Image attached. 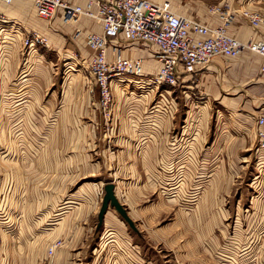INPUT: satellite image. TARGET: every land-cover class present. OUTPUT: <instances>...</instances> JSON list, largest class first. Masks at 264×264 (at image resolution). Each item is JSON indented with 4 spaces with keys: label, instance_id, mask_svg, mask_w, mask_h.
Wrapping results in <instances>:
<instances>
[{
    "label": "rangeland",
    "instance_id": "obj_1",
    "mask_svg": "<svg viewBox=\"0 0 264 264\" xmlns=\"http://www.w3.org/2000/svg\"><path fill=\"white\" fill-rule=\"evenodd\" d=\"M208 1L216 4L222 0ZM245 1L250 8H264V0ZM12 37L9 34L0 43L11 42ZM42 38L44 42H37L33 52L38 49L53 61L46 67L40 61L38 64L39 75L45 71L52 81L41 96L32 99L31 104L38 109L31 120L36 127L33 130L20 125L14 127L13 119L10 120L13 114L4 110L0 113V201L3 198L8 201L4 203L9 214L6 217L14 222L3 223L0 218V261L3 257V264H97L100 259L90 252L85 258L61 256L62 241L55 237L62 231L63 220L55 225L59 220L55 209L61 206L57 202L64 194L101 189L103 195L105 185L116 182L123 201L130 199L128 189L145 186L150 192L141 204L160 203L161 209L152 208L144 213L152 227L159 225L163 229L166 240L140 242L152 264H264V192L259 194V189L250 186L257 173L254 153L258 142L252 143L249 137L242 140L240 122L236 118L228 120L219 113L222 106L217 102L202 107L193 105L181 83L175 87L147 83L152 74L122 75L114 81L105 111L101 90L88 67L89 61L82 59L83 54L74 51L70 55H58L45 47L47 39ZM28 49L25 45L26 56ZM0 54L4 57V50ZM27 65L24 59L20 76ZM198 80L195 79L192 98L196 105H202L204 92L201 96L196 86ZM5 100L8 101L7 97ZM115 106L120 112V123L153 124L148 127L150 131H145L152 132L149 134L159 131L157 123L173 127L172 137L182 125L193 126L181 131V145L166 147V161L162 156L161 160L151 157L143 161L140 155L142 160L137 154L131 157L123 151L122 134H138L142 131L139 126L134 131H119L121 134L115 136L119 135L124 143L114 144L109 140L107 125L100 124L111 116ZM86 107L93 111L91 115L84 113ZM94 121L99 123L96 130L83 128L89 123L88 127L92 128ZM106 149L109 151L105 152ZM47 189H54L50 194L54 212L46 213L39 206L48 197ZM22 197L23 202L16 206L15 201ZM31 199L35 200V208L30 207ZM214 204L221 208L214 209ZM136 211L137 220L147 218L142 209ZM15 219L22 222L16 224ZM59 241L56 254L50 257L48 248ZM97 243H87L84 248L91 251ZM229 250L236 254L227 255ZM111 255L104 264L121 260Z\"/></svg>",
    "mask_w": 264,
    "mask_h": 264
},
{
    "label": "crops",
    "instance_id": "obj_2",
    "mask_svg": "<svg viewBox=\"0 0 264 264\" xmlns=\"http://www.w3.org/2000/svg\"><path fill=\"white\" fill-rule=\"evenodd\" d=\"M64 1L74 6L87 8V6L95 0ZM152 1L157 3H168L176 14L199 20L209 26L217 27L226 23L229 34L244 43L257 40L263 35L264 27H260L259 29L253 27L249 19L245 16V12H260L264 14V8L260 6L250 8L251 6L245 0H222L216 4H212L208 0ZM237 7L239 9L236 11L235 8ZM92 8L96 10V5ZM218 9H220V11ZM0 12L6 15L11 21L8 27L10 31L7 32V35H13L11 42L0 43V50H4V57L1 58L2 55L0 54V113H2L3 110L12 113L13 116L10 120L13 119L12 121L15 124L14 127L20 125V127L24 126L25 129L33 130L36 127V123L31 121L32 115L36 113L38 109L31 104L32 99L41 96L43 90L48 87L52 81V79L49 80L48 74H44L45 71L41 72L42 76L39 75L41 68L39 69L38 64L40 61V65L46 67L50 63H53V61H50V57L40 53L38 49L33 52V48L27 50L26 56V53L23 52V49H25L26 37L36 33L46 38L47 44L45 47L57 52L58 55L65 56L70 55V53L74 51H80L81 54H83L82 59L88 60L93 56L94 52L87 45L86 37L89 33H102L103 27L97 19L89 16H80L78 19H67L63 9H59L51 19L40 17L37 14L33 0H13L10 5L2 4L0 6ZM36 52L38 53L36 54ZM155 52L156 48L143 47L139 43L126 44L122 51L123 55L127 58L143 59V71L145 75H155L160 68V62ZM108 58H113L111 50H108ZM24 59L25 63L28 65L27 69L24 71L25 73L23 72L20 76L19 73ZM44 61L46 63H44ZM261 64L262 57L252 51H243L237 57H217L208 67L202 69L200 73L194 76L182 77L181 87L186 88L184 93H186L187 98L193 100V105L197 107H202L203 104L207 106L206 103L212 101L219 103L222 106V109L218 110L219 113L225 115V118L228 120L236 118L242 125L240 130L243 133L241 137L242 140L245 137H249L252 139V143H256L258 142L256 119L264 112V73L261 72ZM195 79H199L196 86L199 88V92L202 93L201 96H203L204 92V97L202 98L204 101L201 103L202 105H196L195 100L192 98V95H195L193 92V85L196 83ZM5 97H7L9 102L6 100L3 101ZM84 110V113H86V111L90 115L93 113L89 107H86ZM119 118L120 112L115 106L111 111V116L100 124L105 123L107 125V131H110L108 135L110 137L109 140L113 141L114 144L115 142L124 143L121 142L124 140L120 138L119 135L118 138L115 136V134H121L119 131H124V129H126V131H134V129L137 130L139 126V130L142 131L138 134H122L125 137V150L123 151L129 153L131 157H134L136 154V157L140 155L144 159L143 161H149L151 157L157 160L164 158L166 161V147L176 146L178 143L181 145L183 140L181 131L187 127L191 129V126H193L192 124L182 125L180 128L181 130L179 129V132L175 133L174 137H172L170 131L173 127H168L166 123H157L159 124V131L149 134L152 132L146 133L145 131H150L151 128L148 127L153 126V124H124L119 122ZM24 122H26L25 125ZM89 125L90 123L84 125L83 128L96 130L99 123L94 121L93 124H91L93 125L92 128L88 127ZM6 127H8V125L5 123L4 128ZM219 135V133L214 135L213 143ZM103 140H105L104 144L107 145L106 139ZM156 147H158V149ZM160 147H162V149H160ZM174 149L176 150V148ZM108 151L107 149L105 150V152ZM259 157L260 155H258L256 150L254 153V160L257 173L252 179V184L250 186L252 189H259V194H261L264 192V190H260L264 189V171L260 170L264 169L258 165ZM132 161H134V159ZM132 165L131 163V166ZM114 184L116 195L122 204L125 203L128 215L134 221L137 231L131 228L128 222L112 207L106 212L104 223L98 229V215L104 196V193L102 195L100 192L101 189H83L77 195L64 194L60 201L57 202V204L61 206L55 209L56 213L59 214L57 216L59 220L55 222V225L63 220V225L61 227L62 231L55 237V239L62 241V246L60 247L62 250V257L65 259L75 257L85 258L90 252L91 256L100 259L97 261V264H104L109 254H112L111 257L113 256V258L115 256L120 257L119 259L121 260L119 262L117 261L118 264H152L151 260L147 258L149 257L148 253L146 256L140 242L145 243L146 241L150 243L153 240L155 243H160L166 240L163 229H161L159 225L152 227L150 218L144 213L146 210H151L152 208L161 209L160 203L141 204V201H144L146 195H149L150 192V189H145V186L140 187V189H128L130 199L127 202L123 201V199L120 198L122 196H120V189H118L116 182ZM45 193L48 197L45 202L42 201L39 206L43 210H46V213L49 211L54 212L53 196L50 195L54 193V189H47ZM6 194L7 191H5V195ZM23 198L24 197L15 201L16 206H19V204L23 202ZM4 203H8V201L3 198V200L1 199L0 201V210L8 216L7 207ZM30 203V207L35 208V200L31 199ZM37 203L36 201V204ZM51 204L52 210L50 209ZM254 204H256V202H254ZM239 205L241 206V202ZM164 206L166 207V205ZM213 206L214 209L221 208L218 204H214ZM141 209L143 211V216L147 218L137 220L134 214H136V210ZM148 218L149 220L147 223L146 219ZM7 219L10 224L14 223L11 222V218L6 217V220ZM18 221L22 222V219H15L16 224ZM56 228L55 226V229ZM93 241L98 242L97 246L93 247L91 251L85 250V244ZM104 243L108 245L103 246ZM116 245L117 249H113V246ZM237 252L241 253L242 251L239 250ZM226 253L227 255L236 254L231 250L228 252L226 251ZM3 262L5 263L2 257L0 264H3ZM117 263L113 261L111 264ZM49 264L53 263L49 262Z\"/></svg>",
    "mask_w": 264,
    "mask_h": 264
},
{
    "label": "built area",
    "instance_id": "obj_3",
    "mask_svg": "<svg viewBox=\"0 0 264 264\" xmlns=\"http://www.w3.org/2000/svg\"><path fill=\"white\" fill-rule=\"evenodd\" d=\"M13 0H0V5L10 4ZM37 14L51 19L59 9L64 10L67 19L89 16L97 19L103 27L102 33H89L86 43L94 52L88 59V67L101 90V102L107 111L112 95V84L122 75L142 77L143 59L127 58L122 51L124 45L139 43L156 48V57L160 68L147 83L157 86H178L181 78L194 76L208 67L217 57H237L244 50H250L262 57L261 72L264 73V31L261 38L240 41L230 35L226 23L217 27L209 26L196 19L176 14L168 3L152 0H95L87 8L74 6L64 0H33ZM96 5V10L92 7ZM220 11V9H218ZM251 25L256 29L264 27V14L245 12ZM11 21L0 12V41L5 36ZM201 36V37H199ZM6 39V38H5ZM44 39L34 33L25 39L29 50ZM108 50L113 58H108ZM258 165L264 169V112L256 119ZM264 171V170H260ZM3 223L6 214L0 210ZM1 242V235H0ZM57 242L48 248L53 257Z\"/></svg>",
    "mask_w": 264,
    "mask_h": 264
},
{
    "label": "water",
    "instance_id": "obj_4",
    "mask_svg": "<svg viewBox=\"0 0 264 264\" xmlns=\"http://www.w3.org/2000/svg\"><path fill=\"white\" fill-rule=\"evenodd\" d=\"M115 208L118 213L128 222L131 228L137 231L134 221L129 217L126 207L120 202L115 192V184L109 182L105 185V194L103 197L102 206L98 215V229L104 223V217L108 209Z\"/></svg>",
    "mask_w": 264,
    "mask_h": 264
},
{
    "label": "bare ground",
    "instance_id": "obj_5",
    "mask_svg": "<svg viewBox=\"0 0 264 264\" xmlns=\"http://www.w3.org/2000/svg\"><path fill=\"white\" fill-rule=\"evenodd\" d=\"M12 2H13V1H12ZM12 2H11L10 4H12ZM10 4H6V5H10ZM0 6H1V5H0ZM244 51H245V50H244ZM249 51H250V50H249ZM57 248H58V247H57ZM57 248H56V249H57ZM56 249H55V252H56Z\"/></svg>",
    "mask_w": 264,
    "mask_h": 264
}]
</instances>
